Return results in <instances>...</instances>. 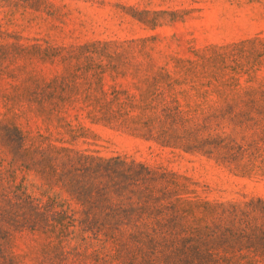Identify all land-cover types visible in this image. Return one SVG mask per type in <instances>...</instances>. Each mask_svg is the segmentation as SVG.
I'll return each mask as SVG.
<instances>
[{"label": "rangeland", "instance_id": "obj_1", "mask_svg": "<svg viewBox=\"0 0 264 264\" xmlns=\"http://www.w3.org/2000/svg\"><path fill=\"white\" fill-rule=\"evenodd\" d=\"M0 264H264V0H0Z\"/></svg>", "mask_w": 264, "mask_h": 264}]
</instances>
